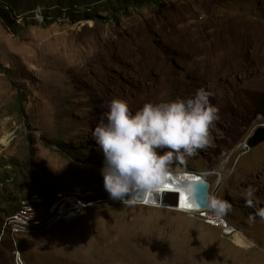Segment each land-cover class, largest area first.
I'll list each match as a JSON object with an SVG mask.
<instances>
[{"label":"rangeland","instance_id":"rangeland-1","mask_svg":"<svg viewBox=\"0 0 264 264\" xmlns=\"http://www.w3.org/2000/svg\"><path fill=\"white\" fill-rule=\"evenodd\" d=\"M38 1L33 17L24 19L29 2L21 0L16 24L0 20L2 208L12 214L32 195L58 191H91L89 200L103 203L46 233L3 224L0 249L12 241L23 264H184L204 255H218L222 264H264V221H249L264 207V144L247 148L264 127V0H134L114 18L95 6L94 20L79 7L71 16L61 6L44 8L47 0L31 3ZM44 10L57 17L49 27L42 26ZM200 88L218 109L211 143L170 171L202 173L196 175L210 184V198L231 211L218 217L207 208L210 218L202 219L199 211L168 207L165 198L157 204L156 196L133 206L110 199L103 153L91 137L106 122L109 102L124 100L134 113ZM249 186L256 189L253 207L245 203ZM2 256L4 264H22L10 251Z\"/></svg>","mask_w":264,"mask_h":264},{"label":"clouds","instance_id":"clouds-1","mask_svg":"<svg viewBox=\"0 0 264 264\" xmlns=\"http://www.w3.org/2000/svg\"><path fill=\"white\" fill-rule=\"evenodd\" d=\"M211 95V92L200 88L188 99L145 103L134 113L124 100L109 102L108 111L104 114L106 122L102 120L95 126L91 137L103 153L100 173L110 199L119 200L127 206L149 202L148 198L171 182L170 166L174 161L184 163L186 158L210 145V129L219 119L218 109L209 103ZM255 192L253 186L246 190V206L253 207ZM162 195L166 202L171 201L166 193ZM208 200V208L218 217L231 211L229 203L210 198L209 189ZM182 201L178 208L172 209L182 212ZM196 210L195 206L190 208V211ZM255 217L264 221V207L256 208L249 221L252 222ZM207 222L212 224L214 219ZM5 244L11 246L15 258L22 263L18 247L10 242Z\"/></svg>","mask_w":264,"mask_h":264},{"label":"bare ground","instance_id":"bare-ground-1","mask_svg":"<svg viewBox=\"0 0 264 264\" xmlns=\"http://www.w3.org/2000/svg\"><path fill=\"white\" fill-rule=\"evenodd\" d=\"M215 85L216 84H212V89H214ZM196 174L197 173L188 172V171H185L179 168H176L174 171L171 170L170 171L171 182L165 185L162 189H160V191L155 195L157 197L156 203L157 204L163 203V200H161L159 196L160 193H164V194L165 193H169V194L176 193V194H179L182 200H184L182 201V205L180 209L182 210V212H189L191 214H194L197 211H199L201 213H204L205 210L199 209L196 206L195 202L192 201L193 197L191 193L188 192V188H186L189 184L188 182H190L188 180H191L192 178L191 176L195 177L196 181L194 182H202V181L207 182L204 178L197 177V175L199 174L197 175ZM201 177H203V175ZM92 195L93 193L91 191L88 192L85 196H81L79 194H75V193H71L67 191H58L53 196L34 194L29 199L21 202L22 206L17 212L15 211L16 213L14 212V214L12 215L10 214V216L8 215V217L6 216L4 225H10L11 229H14L16 227L18 229V227L21 224H32L35 227V230L41 233L50 232L62 223H64L65 225H70V224L75 223L81 218L83 212L86 209L90 208L96 203H103V200H100V201L89 200ZM82 198H84L85 200H83ZM148 199L150 203L154 199V196ZM65 203H70L71 205H68L67 208H64L63 210H61L62 205ZM192 206H195L197 210L194 212L190 211V208ZM207 218H209V216H207ZM227 233L229 234L231 233V231ZM16 240H17V237H16ZM6 242H10L11 245H13L12 241L10 240ZM171 252H170V255H171ZM174 253L172 255L175 256V254L177 253L175 254ZM194 257L192 258L184 257L185 259L183 258L184 259L183 261L186 264H222L223 262H226L225 260H223V258L222 259L218 258L219 256L216 258L215 256L211 257L208 255H204V256H201L200 258L197 257L198 259L197 258L194 259ZM180 259H182V257ZM170 260L172 259L170 258Z\"/></svg>","mask_w":264,"mask_h":264},{"label":"trees","instance_id":"trees-1","mask_svg":"<svg viewBox=\"0 0 264 264\" xmlns=\"http://www.w3.org/2000/svg\"><path fill=\"white\" fill-rule=\"evenodd\" d=\"M20 1L21 0H0V20H10L12 19V21H14L13 23L16 24V20L20 18H22V16H19L16 14L17 9L20 7ZM29 2L28 5H25V13L26 17L24 19H27L29 17H33L34 13H29V11L31 12V10H34L35 7H37L38 5H42V2L38 1V2H33L31 3L32 0H27ZM135 2L134 0H115V3L117 4V9L114 7L112 1L107 0L106 2H103V0H47L44 8H54L57 7L56 9L58 10V7H62L63 9H65V13H67L69 15V13H71V8L72 7H79L84 14V17L90 18L92 20H94L95 18H98L99 14L98 11L96 12H92V8L97 6L99 9L101 10H107L109 12H113L112 13V17L114 18L115 15V11L118 10H124L123 13H125L126 10V6L129 5L131 2ZM160 0H141L139 3V6H148V5H156L159 4ZM106 3V4H104ZM137 5V3H135ZM124 5V6H123ZM111 7H113V9H109ZM60 11V9L58 10V12ZM61 11L63 12V10L61 9ZM29 13V14H28ZM41 13V16L43 17V27H49L51 24L57 22V17L55 16H51L49 14L48 10H44L43 13ZM72 16V13L70 14ZM70 16V17H71ZM35 21V20H34ZM38 23V22H37ZM1 69V67H0ZM19 97V100H22ZM22 104V103H21ZM20 112H22V116L24 115L23 111L20 110ZM46 195V194H43ZM1 196V195H0ZM2 203L6 204L5 198L4 199H0V228L3 226L4 222H5V218L6 216L8 217V215L10 216V213L7 212L6 208H2ZM22 206V203L18 206V208L15 209V211L17 212ZM14 211V212H15ZM13 212V214H14ZM15 212V213H16ZM12 215V214H11ZM2 250H0L1 253V260L0 263L4 264V260H3V256L2 254H6V252L11 250V246L9 244H3L2 246Z\"/></svg>","mask_w":264,"mask_h":264},{"label":"water","instance_id":"water-1","mask_svg":"<svg viewBox=\"0 0 264 264\" xmlns=\"http://www.w3.org/2000/svg\"><path fill=\"white\" fill-rule=\"evenodd\" d=\"M264 144V127L259 128L258 130L255 131L254 135L249 139L247 148L249 149H254L258 147L259 145ZM191 180H188V192L191 193L193 197V201L197 205V207L201 210H205L208 208V189H209V184L207 182H194L195 177L191 176ZM168 196L171 197V201L167 202L168 206L171 208H178L181 202V197L179 194L172 193L168 194ZM160 199L162 198V193L159 194Z\"/></svg>","mask_w":264,"mask_h":264},{"label":"built area","instance_id":"built-area-1","mask_svg":"<svg viewBox=\"0 0 264 264\" xmlns=\"http://www.w3.org/2000/svg\"><path fill=\"white\" fill-rule=\"evenodd\" d=\"M68 205H71V204H70V203H65V204H63L62 207H61V210H63L64 208H67ZM202 214H203L204 218L207 219V215H208V213H205V212H204V213H202Z\"/></svg>","mask_w":264,"mask_h":264}]
</instances>
